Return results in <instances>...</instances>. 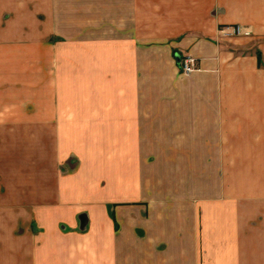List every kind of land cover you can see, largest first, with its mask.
<instances>
[{"label": "crops", "instance_id": "obj_1", "mask_svg": "<svg viewBox=\"0 0 264 264\" xmlns=\"http://www.w3.org/2000/svg\"><path fill=\"white\" fill-rule=\"evenodd\" d=\"M95 6L0 0V264H81L83 252V264H264V227L149 196L142 147V128L192 125L194 76L220 95L227 77L264 94L257 53L249 64L236 55L263 49L264 0H134L135 33L119 38L110 18L96 37ZM234 24L251 36L228 40L229 75L218 31ZM216 98L205 142L224 140Z\"/></svg>", "mask_w": 264, "mask_h": 264}, {"label": "rangeland", "instance_id": "obj_2", "mask_svg": "<svg viewBox=\"0 0 264 264\" xmlns=\"http://www.w3.org/2000/svg\"><path fill=\"white\" fill-rule=\"evenodd\" d=\"M95 0L96 37L108 34V18L111 19V36L119 38L133 35L134 15L131 4L134 0ZM127 2V7L124 4ZM124 6V7H123ZM110 8V9H109ZM110 15H109V14ZM104 21L106 25L103 24ZM108 22V23H107ZM225 51L229 55L224 70L229 75L232 69L233 40L251 35H224ZM144 38H151V30L143 31ZM233 38V39H232ZM228 43H227V42ZM263 49L253 45L237 48L236 55L245 57L249 64L254 52L263 64ZM239 80L231 77L224 79L223 93L209 88L195 76L192 79L191 123L190 127H148L142 128L144 138L143 166L145 174L149 172L151 186L148 195L154 198L170 200L166 210L193 213L201 204L209 215L238 214L248 218V225L264 227V126L252 124L254 120L264 118V94H250L238 88ZM235 84V85H233ZM5 85H1L5 88ZM223 108V142H205L207 126L211 115L215 116V104L220 100ZM155 105L166 106V103ZM154 105V106H155ZM157 114L162 119L167 113L162 110ZM210 136V135H209ZM148 182V180H147ZM174 201V203H172ZM89 222L80 225L83 236L87 237ZM259 231V229H257ZM259 236V233H256ZM84 237V238H85ZM264 238L263 235L259 236ZM85 239L82 241L85 242ZM81 264L87 261V253H81Z\"/></svg>", "mask_w": 264, "mask_h": 264}, {"label": "built area", "instance_id": "obj_3", "mask_svg": "<svg viewBox=\"0 0 264 264\" xmlns=\"http://www.w3.org/2000/svg\"><path fill=\"white\" fill-rule=\"evenodd\" d=\"M222 34L224 35H250V30L244 28L241 24H234V25H226L223 26L221 29ZM179 65L182 71L186 74H189L196 68V61L191 56L181 57L179 61Z\"/></svg>", "mask_w": 264, "mask_h": 264}, {"label": "water", "instance_id": "obj_4", "mask_svg": "<svg viewBox=\"0 0 264 264\" xmlns=\"http://www.w3.org/2000/svg\"><path fill=\"white\" fill-rule=\"evenodd\" d=\"M176 58H177V61L178 62L181 59V55L178 52L176 53ZM80 222H81L82 226H84L88 222V218H87V215L86 214H82L80 216Z\"/></svg>", "mask_w": 264, "mask_h": 264}, {"label": "trees", "instance_id": "obj_5", "mask_svg": "<svg viewBox=\"0 0 264 264\" xmlns=\"http://www.w3.org/2000/svg\"><path fill=\"white\" fill-rule=\"evenodd\" d=\"M259 59H260V57H259Z\"/></svg>", "mask_w": 264, "mask_h": 264}]
</instances>
